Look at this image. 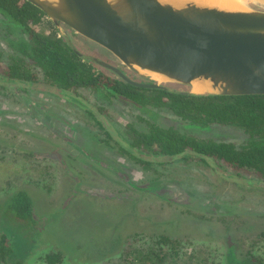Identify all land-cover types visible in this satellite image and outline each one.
Returning <instances> with one entry per match:
<instances>
[{"label": "rangeland", "instance_id": "rangeland-1", "mask_svg": "<svg viewBox=\"0 0 264 264\" xmlns=\"http://www.w3.org/2000/svg\"><path fill=\"white\" fill-rule=\"evenodd\" d=\"M74 43L82 54L122 68L98 45L85 39ZM9 53L0 40L1 67ZM80 96L90 109L101 106L110 132L120 136L126 124L142 125L144 116L131 106L105 103L90 92ZM158 116L161 126L178 127L167 112ZM207 135L235 145L245 140L234 129ZM101 137L77 104L0 83V234L6 235L13 258L44 264L47 254L56 253L61 264H107L128 250L126 241L166 235L189 255L202 245L218 264H264V188L258 185L264 179L191 157L143 170L101 147L96 143ZM18 191L34 205L37 233L6 214Z\"/></svg>", "mask_w": 264, "mask_h": 264}, {"label": "trees", "instance_id": "trees-1", "mask_svg": "<svg viewBox=\"0 0 264 264\" xmlns=\"http://www.w3.org/2000/svg\"><path fill=\"white\" fill-rule=\"evenodd\" d=\"M1 25L0 40H5L10 53L3 58L4 67L0 66V83L39 90L77 104L97 133L102 134L103 138H96L101 147L125 155L143 170L156 163L191 157L205 165L210 160L221 162L226 168L246 170L264 179L263 95H192L177 85L173 90L133 86L113 72L78 57L59 36L54 24L23 0H0ZM83 91L96 94L105 103L115 100L133 107L144 116L139 120L142 125L137 128L126 124L124 135L120 136L110 132L101 106L94 110L82 102ZM161 112L177 120L178 127L161 126L158 121ZM218 128L238 130L245 140L235 145L205 136ZM43 174L46 179L48 171ZM263 183L258 185L264 188ZM6 214L8 218L27 222L31 231L37 226L34 205L26 192L18 191L9 198ZM124 244L128 250L107 264H175L182 256L188 257L183 264H218L215 258L208 257L202 245L193 246L189 255L180 241L166 235L136 237ZM12 256L13 249L6 235L0 234V264H23L21 259ZM43 261L61 264V257L56 253L47 254Z\"/></svg>", "mask_w": 264, "mask_h": 264}, {"label": "water", "instance_id": "water-1", "mask_svg": "<svg viewBox=\"0 0 264 264\" xmlns=\"http://www.w3.org/2000/svg\"><path fill=\"white\" fill-rule=\"evenodd\" d=\"M23 1L54 24L78 57L133 86L175 84L192 95L264 96V11L195 0ZM63 26L149 83L129 80L118 68L82 54Z\"/></svg>", "mask_w": 264, "mask_h": 264}, {"label": "flooded vegetation", "instance_id": "flooded-vegetation-1", "mask_svg": "<svg viewBox=\"0 0 264 264\" xmlns=\"http://www.w3.org/2000/svg\"><path fill=\"white\" fill-rule=\"evenodd\" d=\"M252 7V8H251ZM247 8H249V9H253V10H261V11H264V0H251V2H249L248 3V5H247ZM63 29H64V31L66 32V34L69 36V39H70V41H71V43L73 44V46L75 47L76 46V44L74 43V42H76V40L77 41H79V39H83L84 40V38H82L81 36H79V35H77V34H75V33H73L72 31H70L69 29H67L66 27H64L63 26ZM0 31H3V29H2V25L0 26ZM71 37H72V40H71ZM2 40V39H1ZM86 40V39H85ZM5 40L3 39L2 40V43H4L5 44V42H4ZM90 42V41H89ZM91 43V42H90ZM78 46L80 45V44H77ZM5 46H6V44H5ZM80 47V46H79ZM7 48V47H6ZM76 48V47H75ZM78 50V49H77ZM111 57V56H110ZM94 58V57H93ZM96 59V58H95ZM112 59V58H111ZM97 60H99V59H97ZM99 61H101V60H99ZM101 62H103V61H101ZM106 62V61H105ZM104 62V63H105ZM108 63V62H107ZM106 63V64H107ZM98 65V64H97ZM108 65H110V66H113V67H115V68H118L119 70H121L123 73H124V75H126V76H128V78H130L132 81H134V82H137V83H140V84H147V83H149L147 80H145V79H142V78H140V77H137L136 75H134V74H131V72H129V71H127V70H125L123 67L121 68V67H118V66H116L115 64H114V62H112L111 60H109V63H108ZM108 70V69H107ZM110 71V70H109ZM112 72V71H111ZM115 74V73H114ZM151 83H153V82H151ZM178 87H179V85H177ZM161 87H162V89H170V90H173L174 89V87H176V85L175 84H161ZM168 87V88H167ZM178 87H177V89H178ZM38 110H41L40 108L38 109ZM77 136H79V135H77ZM223 141H225V140H223ZM227 142H229V141H227Z\"/></svg>", "mask_w": 264, "mask_h": 264}, {"label": "bare ground", "instance_id": "bare-ground-1", "mask_svg": "<svg viewBox=\"0 0 264 264\" xmlns=\"http://www.w3.org/2000/svg\"><path fill=\"white\" fill-rule=\"evenodd\" d=\"M195 1L199 3L209 4V5H216L221 8H228V9L247 8L248 3L251 2V0H195ZM192 90L194 92L201 91L196 86H193Z\"/></svg>", "mask_w": 264, "mask_h": 264}]
</instances>
